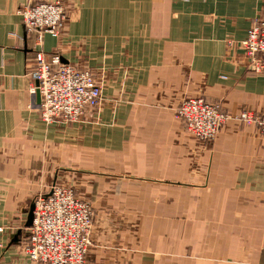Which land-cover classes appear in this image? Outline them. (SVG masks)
<instances>
[{
    "label": "crops",
    "instance_id": "obj_1",
    "mask_svg": "<svg viewBox=\"0 0 264 264\" xmlns=\"http://www.w3.org/2000/svg\"><path fill=\"white\" fill-rule=\"evenodd\" d=\"M38 1L0 0V264H33L27 216L54 183L92 204L84 264H264L257 127L228 120L203 141L177 114L197 96L264 114V72L241 47L264 0H62L64 29L36 46L18 9ZM40 50L94 71L99 108L44 122L28 77Z\"/></svg>",
    "mask_w": 264,
    "mask_h": 264
},
{
    "label": "built area",
    "instance_id": "obj_2",
    "mask_svg": "<svg viewBox=\"0 0 264 264\" xmlns=\"http://www.w3.org/2000/svg\"><path fill=\"white\" fill-rule=\"evenodd\" d=\"M18 14L26 32L36 34V46L46 33L59 35L67 18L62 0L28 2L19 7ZM241 47L249 68L264 72V16L253 22ZM28 77L31 92H39V113L47 124L80 121L101 103L103 81L96 73L87 67L62 63L58 54L47 62L42 51H36L35 67ZM177 114L186 131L199 140H213L226 121L235 120L257 127L264 142L262 113L246 109L223 111L219 104L197 96L183 99ZM33 204V220L27 228L24 248L27 259L33 264H84L91 246L92 205L76 196L72 188L55 183L47 191L38 192Z\"/></svg>",
    "mask_w": 264,
    "mask_h": 264
},
{
    "label": "water",
    "instance_id": "obj_3",
    "mask_svg": "<svg viewBox=\"0 0 264 264\" xmlns=\"http://www.w3.org/2000/svg\"><path fill=\"white\" fill-rule=\"evenodd\" d=\"M35 84L37 85V82H35ZM35 95H36L37 102L40 104V95H39L38 90L35 91ZM33 208H34V205L32 203L30 205L29 213H28V216H27V221H26V224H25L26 227H30L31 224H32V220H33ZM18 234L19 233H17V235Z\"/></svg>",
    "mask_w": 264,
    "mask_h": 264
},
{
    "label": "rangeland",
    "instance_id": "obj_4",
    "mask_svg": "<svg viewBox=\"0 0 264 264\" xmlns=\"http://www.w3.org/2000/svg\"><path fill=\"white\" fill-rule=\"evenodd\" d=\"M48 190V189H47ZM76 196H78V195H76ZM78 197H80L81 199H83V200H85V201H88L90 204H91V202H90V200L89 199H87V198H84V197H82V196H78ZM32 203H33V201H32ZM34 205V204H33ZM92 205V204H91ZM92 210H93V208H92ZM93 218H94V212H93ZM27 228H29V227H27ZM27 228H26V233H28V230H27ZM90 241H91V244H92V240H91V234H90ZM90 248V247H89ZM88 251H89V249H88ZM87 251V252H88Z\"/></svg>",
    "mask_w": 264,
    "mask_h": 264
}]
</instances>
